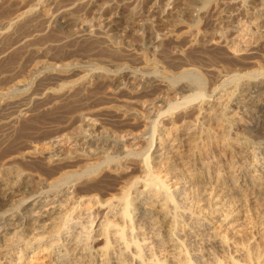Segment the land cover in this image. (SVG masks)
I'll return each instance as SVG.
<instances>
[{"label": "bare ground", "instance_id": "6f19581e", "mask_svg": "<svg viewBox=\"0 0 264 264\" xmlns=\"http://www.w3.org/2000/svg\"><path fill=\"white\" fill-rule=\"evenodd\" d=\"M62 1L38 0L35 8L24 10L7 25L0 26V43L6 39L7 27L13 29L24 18L34 15L49 20L48 6L59 9ZM102 1L88 0L83 6L87 5L98 17L109 8L116 14L122 10L103 7ZM152 1L132 0L130 6L148 7ZM64 2L66 6H61L58 13L63 25L69 27L77 20L72 18L73 2ZM173 16L180 17L177 31L183 30L182 34H175V30L158 34L159 28L166 26ZM97 21L77 22L78 32L91 37L94 32L103 35L120 29L116 17L101 24ZM143 27L154 31L151 35L146 31L140 34L146 52L142 51L151 55V60L136 58L135 69L78 67L73 72L76 79L62 86L63 91L86 90L95 82L100 89L108 90L110 98L105 108L115 115L112 122L117 131L81 112L66 127L53 132L42 153L31 148L21 158L0 162V264H166L153 253L156 243L145 245L149 239L159 240L164 233L172 252L179 248L176 229L183 214L177 213L176 198L184 190L196 188H202L210 201L209 230L215 233L213 244L223 249L224 240L215 225L217 217L225 207L233 209L229 212L232 214L238 207L246 206L249 193L264 194V137H242L235 131L242 122L240 112L248 110L264 118V59L251 53L253 48L264 53V0H156ZM47 36L46 41H50ZM167 37L173 41L184 39L182 45L196 47L198 54L205 53L206 48H222L225 57L234 58L237 63L210 72L212 77L206 80L197 67L200 56L192 51L197 58L181 59L173 72L167 67L158 70L156 58L162 54ZM100 39L102 42L103 38ZM183 54L186 52L182 51L180 56ZM46 69L41 67L37 72ZM20 89L17 87L16 91ZM5 97L0 94V103ZM17 105L27 106L24 100H17ZM131 106L139 110L130 109ZM18 120L15 118L14 122ZM233 196L242 202L235 201ZM142 222L150 229L141 227ZM250 247H244L247 254ZM260 252L255 253L256 261L262 258ZM175 253L172 260L176 264H199L202 254L195 255L193 261L187 257L188 262Z\"/></svg>", "mask_w": 264, "mask_h": 264}, {"label": "rangeland", "instance_id": "374dc122", "mask_svg": "<svg viewBox=\"0 0 264 264\" xmlns=\"http://www.w3.org/2000/svg\"><path fill=\"white\" fill-rule=\"evenodd\" d=\"M37 1L38 0H27V1L23 0V2L18 1V0L17 1L16 0H12V1L11 0L10 1L0 0V12L1 11L3 12V13L2 12L0 13V20H1L0 26L2 25L4 26L5 24L7 25V23L12 21L14 17L23 13L24 10L28 11L30 9H33V7L35 8V4ZM64 1H62L63 3L60 4L59 9L66 6V2ZM71 1L73 2V3H70L73 6V7L71 6L72 7L71 10L73 9L72 12L74 14V15L72 14V18H74V20L75 19L77 20L76 23L79 22L80 24V21L81 23H85V22L89 23L91 21L98 20L97 22L98 23L100 22L99 24H101V22L104 21L105 19H108L110 17L111 18L116 17L120 22L119 23L120 29L115 32L103 33V35L94 32L91 34V37L90 36L88 37L81 31L78 32L79 24L74 23V21L73 23H70L69 25L70 29L69 27L64 26L63 19L58 13L60 10L56 6H52V5L48 6V8L50 9L47 10L48 12L46 11L47 15L49 16L48 17L49 20H45V19L43 20L39 15L37 16L34 15V17H31V18L29 17L30 19L24 18L23 21L19 23L18 26L15 25L13 29H11L12 27L11 28L7 27L5 29L7 31V35L5 36L6 39L5 40L3 39V41L0 43L1 45L0 51L2 52V53L0 52V59H1L0 60V64H1L0 65V94L5 95L7 97H5L4 101L0 103V158H1L0 162H3L6 158H21V156L26 151L30 150L31 148H36V150L39 153H42L46 147L47 139L50 138L52 134H54L53 132L56 131L57 129L59 130L63 127H66L65 125L69 124L70 121H73V119L76 118L78 113H81V112L86 113L87 115L90 114L89 116H91L93 120H96L99 124H102V125L104 124L103 125L104 127L106 126V127L111 128V130L113 129V131H117L115 124L112 122L115 118L114 117L115 115L112 113V111H108L105 108L106 103L108 102V98H110V96L108 95V90L104 91L100 89L99 83H95V82L89 85L90 88L88 86L86 90L84 89L77 90L79 88H75V90L63 91L64 90L63 87H65L67 84L73 82L76 79L75 78L76 76H74L75 74H73V72L76 73L75 71H77V69L85 67V66L87 67L99 66V67H103L104 69L110 68L109 70H113V67L115 69V66L117 67L125 66L126 69H135L136 68V60H135L136 58L139 59L141 57H145L147 61L152 59L151 55H149L148 53H144V51L146 52V50H144L143 45H141L140 34H142V32L144 33L145 31L148 33V35H151L152 32L154 33L153 30H148L144 28L143 25L147 21V16H148L151 5H153L156 0L152 1L151 4L148 5V7L135 6L136 9L133 6H130L132 4V0H120V1L119 0H104L107 2L102 1L101 4L104 5L103 7L109 5L111 7L113 6L112 8L119 7L122 10H120L119 13L116 14L115 10L114 12H112L111 9L109 8L108 10L106 9L99 17L95 15L96 13L94 11L89 10L87 5L83 6V4H86L88 0H84V1L83 0H74V1L71 0ZM23 4H25L27 7H24L25 5ZM112 4H115V5H112ZM80 5H82V7H78ZM21 6L24 8L22 9ZM132 9H134L133 10L134 12L132 11ZM50 11H52L53 13ZM34 18L36 19L35 21H34ZM27 19L29 20L30 24L28 21L26 22ZM31 19L33 23H31ZM179 19H180L179 16H173L169 20V23L167 25L165 24L166 26H163V27L161 26V28H159L160 31L158 34L162 36V35L169 34V32L175 30L176 31L175 34L181 35L183 30L177 31L178 30L177 26L179 25V22H180ZM25 22L26 24L24 26ZM132 24H135V26H133ZM19 26L22 28H20ZM23 28H24L23 31L25 32L21 30ZM141 28L143 29V31H141L142 30ZM126 30L127 31L130 30V32H128L129 34L127 33ZM69 31L71 34L69 33ZM137 35H139L140 37ZM46 36L51 38L49 39L50 41H46L47 40ZM35 38H37L38 41ZM53 38H56V39H53ZM100 38H103L102 42ZM180 39H183V38L180 37ZM93 40H95L98 43L100 42L99 45L101 46H99L97 43H93L94 42ZM183 40L173 41L171 39H168L167 37V40L164 41L165 45H163V48L161 51L162 54L159 53L160 55L156 58L157 61L159 62L157 64L158 65L157 68L167 67L168 71L173 72L175 66L180 61H182L181 59H187L189 57L199 58L200 56L201 60L200 62L198 61L200 65H198L197 67L200 70L199 72L202 73L203 77L205 79L206 78L208 79V77H212L211 73H213L214 70L215 71L221 70V67L231 66L230 63L232 65L237 63V60L236 59L234 60V58H232L233 60L231 58L227 59V57H225L224 55V51L222 48L221 49L219 48V50L217 48H206L205 53H203L204 52L203 51L201 54H198L196 53V47H193V49L189 47L190 48L189 49L185 45H182L184 44V42H182ZM27 42H28V46H25V43ZM3 43H5L6 46ZM22 43H24V45ZM23 46H25L26 48L24 47L23 49ZM15 48L19 49L21 53L19 50H16ZM11 50L12 51L14 50V51L12 52ZM186 50L187 51L191 50L190 52L194 51L196 55L198 54V56L196 57V55H194V52H192V54L189 52L190 53L189 55V53ZM18 51L19 53H17ZM182 51H185L186 52L185 55L187 54L188 55L185 56L183 54V56L181 57L180 54ZM14 52L15 54H13ZM114 53L115 55H113ZM251 53L256 54L259 60L264 59V53L260 51V49L257 50L253 48ZM209 54L212 55V59H211V56L209 57ZM9 57L11 59H9ZM163 60H165L166 62L164 63ZM171 61H174V62H171ZM2 64L3 65L5 64V65L3 66ZM41 67H46L47 69L37 72L40 70ZM24 85L26 87H24ZM17 87L21 88L19 92L16 91ZM103 92H105L106 94ZM81 97L83 98L81 99ZM17 100H24L27 106L26 107L22 106V108H20L21 105H17ZM49 108L50 110H48ZM137 108L138 107L131 106L130 109L139 110V108L138 109ZM35 115H37L38 118L41 119L42 123L37 118V116L35 117ZM30 116H32L31 121H30ZM15 118H19V120L17 122L16 121L14 122ZM240 119L242 120V122L240 123L241 125H237L235 129L237 134L241 135L242 137L244 136L253 137V138H256V137L263 138L264 137V118L263 117H260V116L258 117L257 114H254L251 111L245 110V112H240ZM22 120L23 122L25 121V124L22 122ZM18 122L22 124L23 126L25 125L26 129H28L30 126L33 127V124L35 127L33 128L30 127L29 130H26V129L24 130V128ZM27 124H29L30 126H28ZM69 129L67 130V132L69 131ZM201 191H203L202 188L201 189L196 188L194 190L193 189L187 190V192L186 190H184L183 193L181 192L182 194L180 193L178 195L179 197L177 196L176 198L177 204H178L177 206L178 209H176L177 213L179 215L183 214V218L186 216L184 218L185 220H182L183 218L178 219V221L181 222V223L178 222L177 229H176L178 231L177 234L179 237V243H178L179 245H177L179 246V248L177 247L179 250L174 249V252H172V247H170L169 244L166 242L167 239L163 237L164 233L160 235V238L157 241L153 239H149L147 241V245L145 246H151L148 244L150 242L154 244L156 243V247L154 249V251L156 252L153 251V253L154 254L156 253L155 256L157 255L156 257L158 259L160 258V260H163L166 264H176V263H173V260H172L173 258L172 255L176 254L175 252H177V254L179 255L181 254L180 256V258L182 257L181 260L183 261L188 260V262H189V259L190 261H193L195 258H197L195 255H200L202 253L200 255L201 258L198 260L199 264H217V263L218 264H229V263L232 264L233 262L235 263L239 262V264H259V261L260 263L264 264L263 262L264 261V224H263L264 223V197H263L264 194L260 196H256L250 193L247 194V197L245 199L247 201L246 206L243 205V208L238 207L237 211H234L232 214H230L229 212L230 210H233V209H229V207H225L224 211H222L223 212L222 215L217 217L216 220L218 221H217V224H215L217 227L219 226L218 228L216 227V230L218 232H221L220 236L224 240L223 241L224 248L219 249L216 247L215 244H213L214 243L213 241H215V238H214L215 233L213 232V230H209L210 228H212V226L210 225L208 221L209 216L207 215L211 213V210L209 209L210 201L207 200L208 199L207 196ZM232 198L235 201L238 199L241 200V198L239 197L237 198L235 196H233ZM190 215H191L190 218H193L192 220L189 218ZM142 224L143 225L141 224L140 225L141 227L144 228L145 222H142ZM145 228H147L146 230L150 229L147 224ZM180 237L182 241L180 240ZM159 241H161L162 243ZM181 243L183 244L181 245ZM100 244L102 246L103 242ZM248 244L251 245L252 247V248L250 247V251L248 252L249 254H247V250L244 248ZM259 247L263 250H260ZM258 250L259 252L260 251L262 252V254L261 252L259 253L260 254L259 257L260 258L262 257L261 258L262 260L258 257V259L260 260L256 261L255 259H257V256L255 253ZM191 253H194V255L193 254L191 255ZM243 253H245V255ZM252 254L253 255L255 254L254 255L255 257L252 256ZM204 255L206 256V258ZM207 256H209L210 258ZM129 263L130 262H128V264ZM190 264H192V262Z\"/></svg>", "mask_w": 264, "mask_h": 264}]
</instances>
